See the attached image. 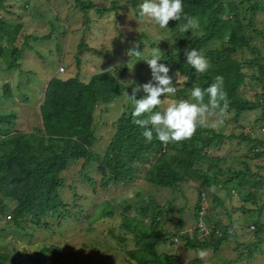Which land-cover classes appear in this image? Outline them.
Segmentation results:
<instances>
[{
	"label": "trees",
	"instance_id": "trees-1",
	"mask_svg": "<svg viewBox=\"0 0 264 264\" xmlns=\"http://www.w3.org/2000/svg\"><path fill=\"white\" fill-rule=\"evenodd\" d=\"M240 1L251 3L246 10L247 15L243 17L238 14L234 3L225 0H183L184 13L198 17L203 25L201 34L191 35L192 30L188 33L180 31L177 26L185 23L183 19L170 21L168 26L172 30L175 29V34L172 35L169 52L164 53L161 61L170 68L169 75L173 77L174 84L177 80V72L188 77L187 80H181L177 84L175 96L168 97L172 100L190 99L189 89L193 85L207 88L215 76L222 75L231 113L229 121L226 120L225 123L229 122L232 125H237L244 114L256 111L259 113L258 120L264 121V56H261L255 47L249 45L250 37L247 39L243 37L244 28L258 38L264 36L261 30L253 28L252 22L258 13L264 11V7L260 0ZM3 2L4 0H0V10L4 8ZM73 3L84 18L82 24L86 25V11L93 9L94 5L89 0H73ZM111 4V8L115 10L113 2ZM130 4L136 6L137 1L132 0ZM103 12L96 9L98 14ZM137 14L136 16L139 17ZM242 20H245L243 25ZM17 33L14 24L0 19V60L5 65L3 69L5 72L18 69V60L24 47H28V40L49 38L28 35L19 47H15L13 43ZM215 41L220 43L219 46L208 48ZM190 47L201 51L209 60L210 66L206 72L196 73L194 68L187 65L184 51ZM262 47L264 49V40ZM83 50L89 51V47L81 37L75 51V68L79 66L78 56ZM242 50L256 54L249 59L236 61L233 55ZM125 68L123 65L116 77L111 72L105 71L91 75L85 82L81 81L77 74L67 79L51 77L43 89L42 100L38 106L40 127L31 133L12 130L15 114L0 113V217L5 210L10 209L7 215L9 222L15 229L21 231L24 229L23 224L47 231V219L55 218L59 221L68 217L66 205L59 194V190L65 188L61 174L69 165L80 161V171L92 164L95 165L94 171L99 175L102 187L109 183L125 186L139 177H143L148 184L158 189L171 190L180 183L188 182L200 187L201 191L197 192L192 208L193 227L187 229L191 231L189 235L179 232L182 225L180 222L175 224L173 234L162 228L165 223L172 224L173 202L160 205L157 202L147 201L145 206L136 209V215L139 216L137 218H140L141 223L147 227L145 231L132 226L133 221L125 216L134 208L129 205L122 207V212L119 214L120 227L134 233L135 243L139 245L138 249L126 253L127 264H169L168 254L160 252L158 244L159 241H166L170 237L182 242L184 250L197 252L217 253L223 243L229 241L238 245L235 235L227 231V226L218 220H213L200 202L203 196L211 197L212 206L209 209L220 207L228 216L217 193L223 191L225 197L231 198L234 191L243 204L248 202L249 206H253V208H245L242 204L237 211L241 214L253 212L258 218L260 217L264 202L257 206L256 197H259L258 191L264 185V174L258 171H264V166L252 162L264 159V137L254 136L250 131L244 132L240 124L238 133H234L233 130L228 135L204 125L198 127L190 139L182 142L163 144L156 139L155 134L153 140L147 142L142 136L143 129L132 123L134 105L127 99L126 103L121 105V112L114 122V133L103 155L98 157L92 150L95 141L93 111L97 106H103V109L107 110V105L114 103L121 96H126L125 92L130 94L129 89L121 83ZM245 91L250 93V97H247ZM0 96L3 99L11 98L8 84L1 86ZM136 98H141L139 93ZM252 128L254 131L255 127ZM233 141L237 142L238 148L243 145L245 148L243 154L236 156V149L233 150L234 155L216 154L222 145L231 144ZM166 157H169L167 158L169 160ZM150 160H153V163L162 162L157 168L156 177L149 171L153 164L149 168L143 167ZM226 162L232 165H227ZM175 169L178 170L176 178L172 175ZM80 177L84 178L87 185H93L88 175ZM213 185L217 186L215 192L209 191ZM245 185H248L249 191L243 190ZM65 189L70 191V187ZM76 196L72 193L73 201ZM201 209H203L202 221L208 229V235L204 237H198L195 229ZM176 213L178 218H181L183 210L179 209ZM107 216L111 214L108 213ZM248 227L253 229L254 241L243 248L250 258L252 252L258 250L261 243L259 235L264 232V225L256 221ZM117 239L123 241L122 237ZM44 253L48 254L50 261L61 256L58 247L50 246L42 247L35 253V257L38 258ZM4 258L0 251V264H4ZM33 258L26 259L33 261L35 260ZM171 258L175 259V257ZM183 264H204V262L199 258Z\"/></svg>",
	"mask_w": 264,
	"mask_h": 264
},
{
	"label": "rangeland",
	"instance_id": "rangeland-1",
	"mask_svg": "<svg viewBox=\"0 0 264 264\" xmlns=\"http://www.w3.org/2000/svg\"><path fill=\"white\" fill-rule=\"evenodd\" d=\"M89 1L94 8L86 11L87 23L83 25L84 18L73 0H4L0 19L16 26L18 33L13 43L15 47H19L28 35L38 38L49 37L46 40L27 41L28 47L23 49L17 70L3 71L5 65L0 60V94L3 84H8L11 92L10 99H3L0 96V113L15 114L12 130L31 133L40 127L38 106L42 100L43 89L51 77L67 79L77 74L78 78L85 82L91 75L105 71L111 72L116 77L125 65L121 83L129 89V95H131L134 87L142 86L152 79L151 70L144 61L150 57L151 49L159 47L163 53L169 52L175 29L172 30L169 26L167 28L170 31L161 29L149 18L137 17L138 6L143 0H134L137 1L136 6L130 4L132 0ZM225 1L235 4L240 17L247 15L246 10L251 5L250 2L241 3L240 0ZM260 1L264 7V0ZM112 2L116 7L115 10L111 8ZM96 9L104 12L98 14ZM252 22L253 28L261 30L264 35V11L258 13ZM241 24H245V20H242ZM202 27L203 25L199 23V27L190 32L191 35L201 34ZM81 37L89 47V51H82L78 56L79 66L75 68V51ZM243 37L246 39L250 37L249 45L255 47L258 53L264 56L262 47L264 36L258 38L244 28ZM219 44L215 41L208 48L217 47ZM136 45L142 55L131 58L127 53ZM255 54L242 50L236 52L233 58L236 61H242L254 57ZM59 68H62L63 72H59ZM138 93L141 98L146 95L142 88ZM246 95L250 97V93ZM166 100L170 102L172 99L167 97ZM126 101L127 97L121 96L114 103L108 104L107 110H104L103 106H97L94 109L92 123L95 141L92 150L98 157L103 155L114 133V122L121 112V105ZM166 106L167 103L160 107ZM258 118L257 111L250 112L244 114L237 125L227 122L221 125V128H213L210 122L215 117H210L209 124L205 126L228 135L233 130L234 133H238L240 124L244 132L250 131L254 136L264 137V121ZM227 120L229 121V118ZM237 145L236 141L231 144L225 143L216 151V154L228 156V153H232L234 155L233 150L236 149L235 155L239 156L243 154L245 148L242 144L240 148ZM153 162L150 160L143 167L149 168L153 164L149 171L156 177L157 168L162 162ZM252 163L264 166V159ZM80 164L79 161L69 165L61 174L64 187H70V191L64 188L62 191L59 190L60 193L58 192L66 205L68 217L59 221L55 218L47 219V231L29 224H23L22 231L15 229L7 216L10 209L5 210L0 217V251L5 257L4 264H127L126 253L138 249L139 245L135 243L134 233L121 229L119 214L122 212V207L126 205L133 207L134 210L128 211L125 216L133 221L132 226L145 231L147 227L141 223L140 218H137L139 216L136 215V209L145 206L147 201L157 202L160 205L173 202L172 224L163 222L165 223L163 230L173 234L175 224L180 222L182 225L179 232L191 234L187 232V229L193 227L192 208L197 192L201 191L195 183H180L171 190L158 189L143 179L141 171L142 178L139 177L131 184L123 186L109 183L102 187L99 175L94 171L95 165L92 164L80 171ZM226 164L232 165L230 162ZM177 171L175 169L172 172L174 178L178 175ZM258 173L264 174V171H258ZM83 175H88L93 185H87L84 178L80 177ZM263 186L258 191L259 197H256L257 206L264 202ZM249 189L248 185L243 188L244 191ZM72 193L77 195L74 201ZM217 195L222 199L223 208L228 216L220 207H214V210L209 209L212 206L211 197L203 196L200 203L213 220H218L227 226V231L235 235L238 245L229 241L226 244L223 243L217 253L204 251V255L201 256V252L184 250L182 242L170 237L166 241H159L158 244V250L168 254L169 264L173 262L183 264L199 258L204 264H264V232L259 235L261 243L258 250L252 252L250 258L247 257V252L243 248L254 241L253 229L248 226L256 221L264 225V209L259 218L253 212L241 214L237 210L243 202L234 191L231 198L225 197L223 191H219ZM243 206L253 208L248 202ZM179 209L183 210L181 218H178L176 213ZM108 213L111 216H107ZM117 237H122L123 241H119ZM50 246L59 248L61 253L59 259L50 261L46 253L38 258L35 257V253L42 247ZM27 257H34L35 260L29 261Z\"/></svg>",
	"mask_w": 264,
	"mask_h": 264
},
{
	"label": "clouds",
	"instance_id": "clouds-1",
	"mask_svg": "<svg viewBox=\"0 0 264 264\" xmlns=\"http://www.w3.org/2000/svg\"><path fill=\"white\" fill-rule=\"evenodd\" d=\"M138 15L149 18L161 29L167 30L170 21L183 19L185 23L178 24L177 28L184 33L197 29L200 23L198 17L184 13L183 0H143L138 6ZM137 48L138 45L134 46L127 55L131 58L140 57L142 53ZM163 56L164 53L159 47H153L150 57L144 60L151 70V81L134 87L131 95L125 92L127 99L134 105L132 123L143 129L142 136L146 141L151 142L154 134L163 144L188 140L196 133L198 127L209 124L210 117H215L210 122L211 127L218 128L223 125L231 115L224 77L215 76L207 88L193 85L189 89L190 99H173L167 102V97L175 96L177 84L188 77L177 72L174 84L173 77L169 75L170 68L161 63ZM184 56L187 65L194 68L196 73H204L210 66L206 56L195 48L185 49ZM141 88L146 95L137 99L136 94ZM166 103V107H160ZM216 190L215 185L209 188L212 192ZM200 255L203 256L204 252Z\"/></svg>",
	"mask_w": 264,
	"mask_h": 264
},
{
	"label": "built area",
	"instance_id": "built-area-1",
	"mask_svg": "<svg viewBox=\"0 0 264 264\" xmlns=\"http://www.w3.org/2000/svg\"><path fill=\"white\" fill-rule=\"evenodd\" d=\"M59 72H63L62 68H59ZM202 216H203V209H201L198 213V221L196 223L195 229L198 237H204L208 235V229L202 222ZM188 233L191 231H187ZM189 235V234H188Z\"/></svg>",
	"mask_w": 264,
	"mask_h": 264
}]
</instances>
